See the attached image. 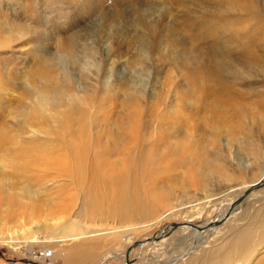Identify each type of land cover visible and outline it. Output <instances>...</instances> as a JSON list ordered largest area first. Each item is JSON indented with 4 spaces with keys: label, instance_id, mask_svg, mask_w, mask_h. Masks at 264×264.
<instances>
[{
    "label": "rangeland",
    "instance_id": "rangeland-1",
    "mask_svg": "<svg viewBox=\"0 0 264 264\" xmlns=\"http://www.w3.org/2000/svg\"><path fill=\"white\" fill-rule=\"evenodd\" d=\"M165 3L0 0L2 32L12 24L27 29L0 49V264H125L138 242L130 264H211L242 234H252L249 255L264 264V186L228 210L264 175V132L252 129L255 148L215 146L219 123L189 81L196 73L164 63L159 39L130 20L139 9L163 30L169 10L183 46L206 55V42L181 19L183 8ZM142 30L139 44L133 40ZM71 35L72 56L61 46ZM58 89L62 102L45 116L37 101ZM236 89L253 98L238 103L264 119L263 104L254 106L264 83ZM93 167L120 177L126 196L105 184L89 193L80 177ZM222 215L230 218L200 231ZM174 223L198 228L146 243Z\"/></svg>",
    "mask_w": 264,
    "mask_h": 264
},
{
    "label": "bare ground",
    "instance_id": "bare-ground-1",
    "mask_svg": "<svg viewBox=\"0 0 264 264\" xmlns=\"http://www.w3.org/2000/svg\"><path fill=\"white\" fill-rule=\"evenodd\" d=\"M163 2L178 4L179 7L183 8V16L181 19H183L185 27L189 32H193L198 39L206 42L207 54L203 55L202 52L197 51L192 52L183 46L180 32H178V28L174 22L175 17L169 10H166L165 12L164 18L166 22L164 24V29L159 30L158 26L152 21L148 19L143 20L142 18H145V15L144 17H141L139 9H136L137 14L132 15V19L130 20L137 21L141 23L142 26L145 24L143 26V30L147 33V35L142 34L144 32L142 30L141 34L138 33L139 35L135 36L133 41L141 44L140 38L143 39L144 35H146V37H150V35L154 36L153 38L157 37L159 42L155 43V48L157 51L159 50L161 52V59L164 63L172 64L181 72L190 73L193 71L194 74L196 73V76L191 77L189 81L194 84L196 89L199 88V91L203 94L205 99L210 100L204 104V109L209 110L208 112H210L212 117H217L215 120L218 121L219 125H215L213 127V135L216 143L215 146H217V148L219 146H224V151L231 153L234 146L237 147V145L238 147L240 146V148L245 149L257 147L258 145L256 146V144L258 143L255 144L256 141L252 140V129L255 130V127L257 128L258 125L260 127L259 134H261L262 131L264 132V119L261 117L259 118L260 120L257 121L253 115L248 113L247 105H241L238 103L239 100H252L253 98H251L250 94L237 90L236 86L245 84L252 86L264 83V10L261 8L259 1L163 0ZM132 13H134V11ZM146 17L148 18L147 15ZM109 19H114L115 22V16ZM135 24L137 23H134V26ZM26 30V28L17 24H12L11 31L10 28H7L6 31L2 32L0 28V49L9 46L8 43H10V39L13 37L10 35H17L21 31L27 33ZM105 31L107 32L108 29H105ZM105 34L108 35L109 31ZM75 41H77V38L74 35H71L61 44L62 49L66 54L72 56L75 50ZM232 45H239L238 48L240 50L238 49L234 51ZM142 54L143 53H139V56ZM232 54L237 55L240 58V61H230L229 58ZM139 56L136 57L140 60ZM224 74L228 75H226V79L223 80L222 78H224ZM43 75L45 74L43 73ZM98 75L99 74H97L96 77L97 79L99 77ZM228 79H230L229 82ZM107 84H110V81H108ZM214 94L217 96H214ZM48 95L49 94L43 93L37 101V107L45 116L51 115L55 107L62 102L64 97L62 89L56 90L53 96ZM199 98L200 96L198 95L197 99ZM255 102L257 101L255 100L251 103ZM258 102L259 103L254 104V106H260V104H263L264 107V99L261 98ZM40 111L34 110L32 113L35 114ZM64 113L70 115L68 112ZM227 117H229V119L234 123L233 126L229 127L230 124L228 119L226 121H222L223 118ZM239 134L245 136L246 138L241 139L242 137H240L239 139H236L239 137ZM222 135H225L228 141L222 140L224 137ZM224 142L226 143L223 144ZM81 164L83 163L81 162ZM84 171V175H82L80 179L83 181L87 190L90 191L89 193H94L96 185L105 184L107 186L113 185L118 196H126L127 189L129 187L124 186L122 188V181L120 177L111 179L107 175L101 174L95 167L87 171L85 169ZM261 177V180H259H264V175ZM87 178L90 180L87 181ZM258 182L256 181V183ZM232 205H234V203L229 205L228 210L230 208L232 209ZM223 216L225 215H222L221 218ZM229 218L230 215H227L224 219L222 218V220L223 222H226ZM210 225H213V223H210ZM70 226L71 225L65 224V226H63V230L69 228ZM191 227L194 229L198 228L197 226H192L191 223H185L180 228ZM194 229L191 228V230ZM176 230L177 228L174 231ZM174 231L170 225L167 227L166 231L160 232L159 234H162V239H164ZM194 232H196V230H194ZM248 232H250V230ZM249 236L248 234H242L232 243V246H230L231 248L227 250H222L220 248L221 250L217 252V256L220 257L211 264H256L255 258H253V256L250 257L249 255L253 254L250 251L252 236ZM33 237L34 236L32 235L28 238ZM62 237L65 238V235L62 234ZM1 241L9 242V240ZM43 256L46 257L47 253H43ZM129 260L131 262V259Z\"/></svg>",
    "mask_w": 264,
    "mask_h": 264
},
{
    "label": "water",
    "instance_id": "water-1",
    "mask_svg": "<svg viewBox=\"0 0 264 264\" xmlns=\"http://www.w3.org/2000/svg\"><path fill=\"white\" fill-rule=\"evenodd\" d=\"M264 186V180H262V181H260V182H258V183H256V184H254L253 186H251L245 193H244V195L241 197V198H239L235 203H234V205H232V209H234L236 206H238V204H240L241 203V201L244 199V198H246L248 195H250V193H252L253 191H255V190H257V189H259V188H261V187H263ZM223 223V220L222 221H219V222H217V223H213V225H208V226H206V227H204V228H202V229H200V231H205V230H207L208 228H210V227H216V226H220L221 224ZM184 224H177V223H174V224H172L171 226H172V230L174 231L176 228L178 229V228H180V227H182ZM170 233V232H169ZM168 233V234H169ZM162 239V234H159V236L158 237H155V236H153L152 238H150L146 243H152V242H157V241H159V240H161ZM143 243H140V242H138V243H136V244H134L133 246H131L129 249H128V251H127V253H126V261H125V264H130L131 262H130V254L132 253V251H133V249L134 248H136V247H138V246H140V245H142Z\"/></svg>",
    "mask_w": 264,
    "mask_h": 264
},
{
    "label": "built area",
    "instance_id": "built-area-1",
    "mask_svg": "<svg viewBox=\"0 0 264 264\" xmlns=\"http://www.w3.org/2000/svg\"><path fill=\"white\" fill-rule=\"evenodd\" d=\"M42 256H43V255H42ZM50 256H51V253H50V252H48L46 257H50Z\"/></svg>",
    "mask_w": 264,
    "mask_h": 264
}]
</instances>
